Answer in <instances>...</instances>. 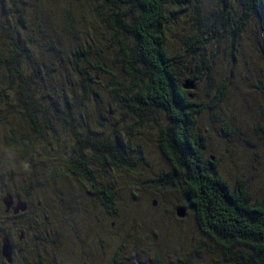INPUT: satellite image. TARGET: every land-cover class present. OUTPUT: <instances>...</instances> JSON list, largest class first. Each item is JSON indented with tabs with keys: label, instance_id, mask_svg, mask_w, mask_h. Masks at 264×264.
I'll use <instances>...</instances> for the list:
<instances>
[{
	"label": "trees",
	"instance_id": "trees-1",
	"mask_svg": "<svg viewBox=\"0 0 264 264\" xmlns=\"http://www.w3.org/2000/svg\"><path fill=\"white\" fill-rule=\"evenodd\" d=\"M217 2L214 8L208 0H0V168L13 150L28 164L26 194L42 192L36 205L27 204L24 212L0 211V239L13 232L8 221L21 219L18 236L32 240L34 248L36 243L56 248L57 240L50 235L63 211L58 203L64 198L55 183L59 171L79 185L86 183V192L107 215L116 213L114 189L105 185L110 178L104 168L129 170L137 165L115 133L111 138L105 134L99 120L104 113L97 111L98 119L90 123L79 111L92 102L111 114L113 127L131 123L127 146L130 137L135 138L131 126L146 123L157 109L164 111L168 129L157 143L171 165L172 184L181 190L180 207L192 210L200 232L225 261L264 264V190L252 192L242 178L231 185L219 174L195 124L199 113L218 110L230 96L227 82L219 83L214 76L217 54L212 50L221 41L234 42L253 28L264 61V0ZM186 12L191 26L179 28L177 22ZM167 33L176 37L175 52L168 49ZM185 80L195 91L183 88ZM203 87L213 93L201 101L196 90ZM257 106L251 124L264 140V103ZM58 128L65 140L55 133ZM54 133L56 141H62L56 147L61 156L38 157L35 148ZM232 166L238 170L237 163ZM165 175L150 179L149 186L161 189ZM34 208L46 214L31 211ZM88 218L90 233L100 240L104 218L97 225ZM12 244L16 253L17 244ZM27 253L38 256L32 250ZM0 264H6L1 256Z\"/></svg>",
	"mask_w": 264,
	"mask_h": 264
},
{
	"label": "rangeland",
	"instance_id": "rangeland-1",
	"mask_svg": "<svg viewBox=\"0 0 264 264\" xmlns=\"http://www.w3.org/2000/svg\"><path fill=\"white\" fill-rule=\"evenodd\" d=\"M208 2L214 8L219 4L217 0H208ZM181 14L183 18L181 17L177 22V26L179 28L191 26L190 14L188 12ZM252 30L254 31L253 28L245 30L234 42L230 39L223 40L212 50L217 54L214 64L215 79L219 83L227 82L230 96L218 110L199 113L195 124L206 147L205 154L207 157L214 156L212 161L216 160L219 174L231 185L237 178L247 180L253 192L257 187L264 190L263 134L262 132L255 134L251 124L256 118L257 104L264 103V94H262L264 61L258 52L260 45L257 36ZM167 35L168 49L175 52L178 49V45L174 42L176 37L169 36V33ZM230 42L234 44L232 51ZM196 93L199 95V100L203 101L209 98L213 91L203 87L201 91L196 90ZM79 111L83 112L90 123L91 121L95 123L98 119L97 111L100 114L104 113L106 118L99 120L104 124L105 134L108 138L113 137L114 133L118 136L126 151L125 154L131 156L137 169L128 170L108 165L104 168L106 170L104 175L110 178L109 182H106L113 188L109 184L105 185L111 187L110 191L114 189L112 196L117 211L112 215H107L98 199L86 192L88 188L86 183L79 185L75 179H70L59 171L55 183L64 198L58 203L63 207V211L60 214L61 219L57 220L59 227L54 229L53 235H50L54 242L57 240V246L55 248L44 244L43 247V243H36L37 246L34 248L32 240L23 238L18 240V231L22 228L21 219H16V224L8 221L9 228L12 229L13 226V232L9 236L10 241L17 244L16 253H12V259L15 257L13 264H38L37 261L40 262L39 264H233L213 252V242L200 232L191 209L185 208L183 218L175 215V209L183 202L181 190L173 185L175 178L171 175V165L157 143L161 132L168 129L164 111L157 109L150 114V119L146 123L141 126H131L135 138L130 137L129 146L126 142L130 122L126 123L125 127L120 125L113 127L111 114H106L104 109L101 110L92 102L79 107ZM55 133L61 137V140L67 138L61 128ZM55 133L53 136L51 134L47 142L39 143L41 145L35 148L38 157L42 158L47 154L49 160H56L57 156H61L59 155L61 152L56 150V147L58 143L62 144V141H56L59 139H55ZM66 142L67 140L63 144H66L65 148L68 147L69 150V143ZM0 152L2 153V149ZM7 153L9 156L8 158L5 156L0 168V198L9 194L14 201L25 200L24 202L32 208L42 196V192L37 191L31 196L26 194L25 188L29 183L28 176L26 177L28 164L23 162L19 154L13 150H8ZM234 163L239 165L237 171L232 166ZM162 172L166 174L162 177L167 183H161V189L149 186V180L160 176ZM153 202H155L154 206ZM3 209L4 206L1 205L0 211ZM31 211L42 216L46 214L42 210L40 213L35 208ZM82 216L83 222L80 223L79 218ZM52 217V220H56L54 215ZM88 217L93 218L96 225L104 218L99 229L100 240L90 233L93 226L89 225ZM75 219L80 224L76 223ZM61 237H73V240L69 242L66 239L60 245ZM29 250L38 256L29 255L27 253Z\"/></svg>",
	"mask_w": 264,
	"mask_h": 264
},
{
	"label": "water",
	"instance_id": "water-1",
	"mask_svg": "<svg viewBox=\"0 0 264 264\" xmlns=\"http://www.w3.org/2000/svg\"><path fill=\"white\" fill-rule=\"evenodd\" d=\"M183 88L187 90L193 89V83L189 80H185L183 84ZM212 159V158H211ZM1 203L4 206V212L8 213L11 212L13 215H17L20 212H24L27 209V204L22 202L21 200H15L9 194L4 195L1 198ZM153 206L155 202L152 203ZM175 215L178 218H183L185 215V208L184 207H177L175 209ZM21 235L19 236V239ZM12 253H13V246L12 243L7 236H2L0 239V256L5 261L6 264H12Z\"/></svg>",
	"mask_w": 264,
	"mask_h": 264
},
{
	"label": "flooded vegetation",
	"instance_id": "flooded-vegetation-1",
	"mask_svg": "<svg viewBox=\"0 0 264 264\" xmlns=\"http://www.w3.org/2000/svg\"><path fill=\"white\" fill-rule=\"evenodd\" d=\"M20 235H21V238H23V237H22V234H20ZM20 235H19V236H20ZM19 236H18V240H21V238L19 239ZM72 238H73V237H71V238H68V237H64V238H62V237H61V239L59 240L60 245L63 244V242H64L66 239H67L69 242H72V240H73ZM74 238H75V237H74ZM72 264H73V263H72Z\"/></svg>",
	"mask_w": 264,
	"mask_h": 264
},
{
	"label": "clouds",
	"instance_id": "clouds-1",
	"mask_svg": "<svg viewBox=\"0 0 264 264\" xmlns=\"http://www.w3.org/2000/svg\"><path fill=\"white\" fill-rule=\"evenodd\" d=\"M25 167H27V165H25Z\"/></svg>",
	"mask_w": 264,
	"mask_h": 264
}]
</instances>
